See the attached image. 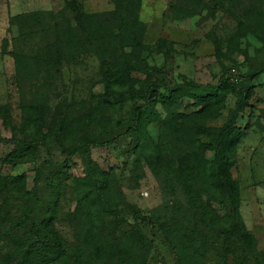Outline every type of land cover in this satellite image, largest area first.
Segmentation results:
<instances>
[{
	"label": "rangeland",
	"instance_id": "374dc122",
	"mask_svg": "<svg viewBox=\"0 0 264 264\" xmlns=\"http://www.w3.org/2000/svg\"><path fill=\"white\" fill-rule=\"evenodd\" d=\"M170 5L190 16L179 19L169 11ZM80 9L98 22L117 21L113 0H0V178L21 176L26 191L35 186L37 178L36 189L43 200L45 180L61 169L65 187L53 227L70 254L75 249L82 251L84 264H134L131 261L140 255L133 241L134 229L149 247L147 264H177L176 241L160 226L169 219L184 224V218L191 219L187 204L191 205L192 198L187 186L197 187L189 179L193 154L188 136L201 128L209 133L226 130L230 119L244 132L229 156V174L239 189L238 215L247 236L242 247L239 241L223 244L213 230L204 264H236L245 259L244 264H252L254 258L264 264V0H142L138 12L142 27L134 32L142 50L124 46L114 59L106 61L108 64L117 69L132 67L130 77L137 84L149 78L159 85L155 89L161 94L187 82L220 86L227 81L231 86V92L224 91L218 114L207 113L185 96L169 109L157 104L161 118L170 112L181 115L180 127L171 129L151 122L143 127L148 143L142 146L126 133L131 103L113 107L94 99L103 92L102 71L106 69L98 56L88 54L63 63L59 78L49 87L42 84L41 76L23 83L15 74L11 53H24L32 65H39L43 41L47 34L51 36L55 23L68 20L81 34ZM127 40L123 41L126 45ZM147 68L157 72L148 76ZM172 93L182 92L175 89ZM239 93L251 95L249 106L235 117ZM87 123L94 127L89 126L78 141L97 138L100 143L90 146L87 153L71 154L76 145L73 137L63 134L62 126L70 129ZM207 134L198 136L199 141L208 140ZM156 145L160 167L150 159ZM22 146L30 147L26 156L14 164L4 163L10 152ZM206 157L212 159L213 153L207 152ZM88 160L106 174L116 209V214L100 225L107 234L105 241L98 247L95 243L91 251L83 241L86 215L80 203L82 187L75 185V180L84 176ZM17 187L8 190L6 198L0 197V264H19L9 235L28 234L27 224L16 226L22 219V213L16 212L22 203ZM205 197L194 199L203 204ZM212 206L223 213L220 206ZM222 245L231 249L226 260ZM128 248L130 255L125 251Z\"/></svg>",
	"mask_w": 264,
	"mask_h": 264
},
{
	"label": "trees",
	"instance_id": "16d2710c",
	"mask_svg": "<svg viewBox=\"0 0 264 264\" xmlns=\"http://www.w3.org/2000/svg\"><path fill=\"white\" fill-rule=\"evenodd\" d=\"M113 4L117 21L109 23L98 22L91 14L84 13L80 9L77 20L81 26V34L76 33L68 20L55 23L53 33H51L52 37L47 34L46 40L43 41V57L39 65H32L29 57L24 53H11L18 80L27 83L36 79L37 76H41L42 84L49 87L53 80L59 78L60 67L63 63H70L88 54L98 56L106 69L102 71L103 92L97 94L94 99L99 104L112 105L113 107L123 106L126 102L131 103V119L129 118L130 123H128L126 133L135 138L138 146L148 143L143 135V127L151 122H158L161 126L171 129L180 127L177 124L181 115L170 112L166 118H161L155 108L157 104L169 109L177 102L178 98L185 96L192 99L195 105L207 110V113L215 112L218 114V110L225 100L226 92H231L230 83L227 81H222L220 86L187 82L183 86L177 85L175 87L176 90L182 92L180 95L172 93L175 89L167 91L166 94H161L155 89L159 88V85H154L149 78H147L148 81H140L137 84L130 77L132 67L117 69L106 62L108 59H114L124 46H129L132 50H142L140 39L134 33L136 29L142 27V23L138 19L142 0H113ZM169 11L178 15L179 19L190 16L189 13L184 15L172 5H170ZM126 40L129 42L127 45L123 43ZM147 69L149 70L148 76L157 72L152 68ZM225 90L227 91L224 92ZM249 95L251 94L240 95L234 111L235 117L242 114L249 106ZM41 96L43 94L40 95V99ZM89 126L94 127L93 124L89 123L70 129L67 125L62 126L63 134L73 137L76 145L71 154L87 153L90 146L100 143L97 138L95 140L88 139L85 142L78 141L81 136L85 137ZM34 128L36 134L38 129ZM225 129H219L216 133H209L206 129L201 128L196 129L194 133L188 136L187 141L192 144L191 151L193 154L189 166V171L193 175L189 179H192L191 181L195 182L197 187L193 189L187 186L192 198L191 205L188 206L187 204L191 219L184 218L185 224L180 221L172 223L173 219H169V223L160 226L161 229L168 232L167 234L170 233L169 239L173 236L172 239L176 241L177 264H204V255L210 247L208 237L215 229L218 241H223V244L225 241L226 244L230 241H239L242 247L247 236L238 215L239 189L229 174V168L232 164L229 156L233 153L244 132L233 126L230 119L226 123ZM205 132H208L207 137L209 139L200 142L198 136H204ZM107 142L109 143V141L105 143ZM29 149V146H22L17 151L10 152L5 157L4 163H16L17 159L28 154ZM207 152L213 153L212 159L208 160ZM150 159L160 167L161 156L157 145L154 148V156ZM88 164L84 176L78 177L75 180V185L82 187L80 203L86 215L83 241L86 249L91 251L95 243L98 247L101 241H105L107 234L103 233L100 225L108 216L116 214L114 213L116 209L114 208V200L110 195L109 180L106 174L99 171L90 160H88ZM64 175L61 169L57 168L45 180L46 192L43 200H41L42 195L36 189L39 184L37 178L35 186L29 191L24 190L25 183L21 176L0 178V197L2 198H6V192L12 187L16 188V184L18 185L16 192L22 203L21 207L16 206V212L22 213V219L17 220L16 226L21 227L27 224L29 227L27 228L29 237L28 234L26 237H20L15 233L9 235L10 245L14 248V254L19 264H84L80 258L82 251L75 249L74 253L70 254L53 227L65 187ZM200 195L206 196L203 204L202 201L198 203L194 199V196L199 197ZM40 201L41 205H39ZM2 204H4V209L6 204ZM212 205L220 206L223 213L219 214ZM191 211L195 213L192 214ZM5 214L11 218L9 211H6ZM133 231V241H135L140 255L131 262L147 264L149 247L148 245L145 246L142 235L135 229ZM222 249L223 260H226L231 249L228 246L224 247V245H222ZM125 251L128 255L131 254L130 248ZM245 261L246 259L240 263L236 262V264H244ZM85 264L92 263L86 261ZM252 264H263V262L254 258Z\"/></svg>",
	"mask_w": 264,
	"mask_h": 264
}]
</instances>
